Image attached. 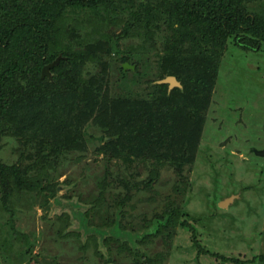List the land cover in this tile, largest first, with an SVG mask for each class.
Wrapping results in <instances>:
<instances>
[{
  "label": "trees",
  "instance_id": "obj_1",
  "mask_svg": "<svg viewBox=\"0 0 264 264\" xmlns=\"http://www.w3.org/2000/svg\"><path fill=\"white\" fill-rule=\"evenodd\" d=\"M257 4L264 6L263 0H0V141L12 136L25 146L33 145L30 160L41 159L46 171L54 154L86 151L82 130L94 117L112 138H102L101 153L131 156L163 150L168 162L182 169L199 149L228 46L255 52L264 47V7L255 8ZM84 30L90 33H85L86 40L92 36L85 49L77 50L72 35ZM126 40L136 45L123 53ZM152 51L158 58L156 72H139V63ZM116 53L122 63L136 66L135 78L145 84L138 86L137 94H115L105 87L108 63ZM59 57L51 70L53 82L42 78L43 68ZM90 62L101 66L100 71L84 80L83 69ZM120 70L125 73L123 67ZM168 77H175L181 87L170 90L168 84L157 83ZM43 171L27 177L17 164L0 157V189L6 196L26 190L54 198L51 179ZM111 192L110 210L104 202L106 213L97 222L93 208L74 211L81 231L73 235L86 237L85 248L91 242L114 243L133 257L131 264H163V255L151 259L138 244L160 237L172 241L174 230L188 226L198 255L209 253L220 264H264V254L241 262L204 251L195 227L180 221L188 217L182 209L157 215L140 235L129 232L118 208L123 192ZM54 201L51 206L58 203ZM113 208L119 212L112 215Z\"/></svg>",
  "mask_w": 264,
  "mask_h": 264
},
{
  "label": "rangeland",
  "instance_id": "obj_2",
  "mask_svg": "<svg viewBox=\"0 0 264 264\" xmlns=\"http://www.w3.org/2000/svg\"><path fill=\"white\" fill-rule=\"evenodd\" d=\"M85 33L90 34L84 30L72 35L77 50L89 43L92 33L87 40ZM104 34L110 36L111 32ZM135 45V41L126 40L120 49L128 52ZM155 55L152 51L139 63V72L148 68L156 72ZM120 59L119 54L110 57L105 87L115 94H137L138 86L145 84L135 78L139 74H135L136 66ZM100 67L88 63L83 69L84 80L98 75ZM94 121L92 117L82 130L86 151L69 149L54 154L46 171L41 159L30 160L28 150L33 145L3 136L2 161L17 164L27 177H35L43 169L44 177L51 179L49 188L54 198L26 190L6 196L0 189V264H131L133 257L120 251L118 244L91 242L85 248L86 237L77 239L73 235L81 231L75 212L93 208L97 222L106 213L104 204L110 210L112 190L123 192L124 202L118 208L124 213L123 225L129 232L140 235L146 231V222L157 215L169 208L182 209L188 217L180 221L191 222L204 251L241 262L264 254V156L255 153L264 150V47L255 52L228 46L199 149L191 164L182 169L173 160L168 162L163 150L131 156L101 153L102 138L106 142L112 138ZM227 199L231 200L222 206ZM54 200L58 203L51 206ZM115 208L110 211L112 215L119 212ZM174 231L172 241L167 237L149 238L137 249L151 259L163 255V264H220L209 253L198 255L194 251V231L188 226Z\"/></svg>",
  "mask_w": 264,
  "mask_h": 264
},
{
  "label": "water",
  "instance_id": "obj_3",
  "mask_svg": "<svg viewBox=\"0 0 264 264\" xmlns=\"http://www.w3.org/2000/svg\"><path fill=\"white\" fill-rule=\"evenodd\" d=\"M61 59H62V57H59V58H57V60L54 63L45 66L43 68V71H42V78H46L47 77L48 80L51 81L52 80V76H51L50 72L55 66H57L60 63ZM124 68L127 69V68H129V66L126 64L124 66ZM159 83L160 84H168L171 89H173L175 87H181V84L178 82V80L175 77H168V78L160 81ZM255 153L258 156H264V150L263 151H255ZM230 200L231 199H227L223 203L227 204ZM221 205L223 206V204H221Z\"/></svg>",
  "mask_w": 264,
  "mask_h": 264
},
{
  "label": "bare ground",
  "instance_id": "obj_4",
  "mask_svg": "<svg viewBox=\"0 0 264 264\" xmlns=\"http://www.w3.org/2000/svg\"><path fill=\"white\" fill-rule=\"evenodd\" d=\"M223 205L225 206V205H227V204H224V203H223Z\"/></svg>",
  "mask_w": 264,
  "mask_h": 264
}]
</instances>
